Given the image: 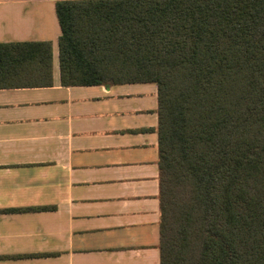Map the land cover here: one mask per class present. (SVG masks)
<instances>
[{
    "label": "trees",
    "instance_id": "1",
    "mask_svg": "<svg viewBox=\"0 0 264 264\" xmlns=\"http://www.w3.org/2000/svg\"><path fill=\"white\" fill-rule=\"evenodd\" d=\"M63 86L156 83L161 264H264V0H62ZM0 43V89L53 86Z\"/></svg>",
    "mask_w": 264,
    "mask_h": 264
},
{
    "label": "crops",
    "instance_id": "2",
    "mask_svg": "<svg viewBox=\"0 0 264 264\" xmlns=\"http://www.w3.org/2000/svg\"><path fill=\"white\" fill-rule=\"evenodd\" d=\"M59 1L0 0V43L51 42L54 82L0 89V264H161L157 85L63 86Z\"/></svg>",
    "mask_w": 264,
    "mask_h": 264
},
{
    "label": "rangeland",
    "instance_id": "3",
    "mask_svg": "<svg viewBox=\"0 0 264 264\" xmlns=\"http://www.w3.org/2000/svg\"><path fill=\"white\" fill-rule=\"evenodd\" d=\"M55 58H56V63H57V61H58L57 49H56ZM137 87H141V88L144 87L145 96L142 95L141 100H143V99L145 100V106H146L147 109L153 108V106L156 105L157 98L155 97V94L154 95L151 94L150 91L148 90L149 89L148 87H152V84H147L146 86H144V84H140V86H137ZM133 98H135V96L130 97V100H132ZM152 123H155V118H154V116H151V114L149 113L147 115V123L143 127H147L148 128Z\"/></svg>",
    "mask_w": 264,
    "mask_h": 264
}]
</instances>
